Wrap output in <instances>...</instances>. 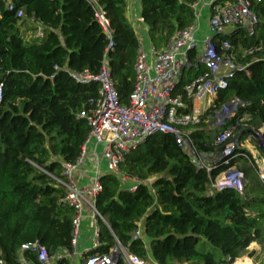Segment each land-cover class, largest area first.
Segmentation results:
<instances>
[{"label": "trees", "instance_id": "1", "mask_svg": "<svg viewBox=\"0 0 264 264\" xmlns=\"http://www.w3.org/2000/svg\"><path fill=\"white\" fill-rule=\"evenodd\" d=\"M94 1L113 32L108 67L119 103L126 106L139 40L127 21L125 0ZM197 1L140 0L141 19L155 50L195 23ZM254 13L253 36L238 27L216 39L228 41L236 62L247 70L228 81L197 124L184 128L202 155L219 152L215 141L224 129L211 131L209 126L231 100L242 105L230 125L244 115L248 126L264 125V0ZM26 22L41 25V40L21 35ZM107 44L91 0H0V264H40L35 252H21L34 243L46 249L52 264H73L74 211L64 205L59 182L64 180L62 166L80 157L88 134L86 116L99 98V85L77 83L70 74L96 76ZM192 70L196 74L180 82L176 94L184 96L187 84L206 72L202 66ZM260 155L264 158V152ZM245 163L243 158L232 163L248 178L243 195L216 193L211 181L222 169L211 174L197 169L172 135L146 138L124 158L117 174L100 177L95 207L102 220H97V245L84 258L108 254L118 243L148 264H233L253 242L261 248L260 257L264 185ZM123 179L135 180V189H123ZM141 222V238L134 239Z\"/></svg>", "mask_w": 264, "mask_h": 264}, {"label": "built area", "instance_id": "2", "mask_svg": "<svg viewBox=\"0 0 264 264\" xmlns=\"http://www.w3.org/2000/svg\"><path fill=\"white\" fill-rule=\"evenodd\" d=\"M260 1L212 0L209 2L208 35L203 40L196 38L194 23L174 33L162 50H155L149 38L139 42L134 65V86L128 104L123 106L119 103L107 61L108 54L113 50V32L102 8L91 0L95 21L108 44L96 76H91L87 72L70 74L77 83L94 81L99 85V98L95 102L94 109L86 116L88 134L80 157L74 164L62 166L64 180L59 182L65 190L64 205L74 211L73 252L77 245V234L84 208L90 211L95 239L98 236L97 220H102L94 208L96 197L102 191L99 168L90 187H77L74 181V174L84 164L87 148L90 145L92 149L99 151L97 163H105L106 173L117 174L124 158L146 138L159 134L172 135L177 146L187 154L191 164L197 169L205 170L208 174L214 169H222L211 181L214 192H233L239 196L243 195L247 186L246 176L236 164H232L238 158L246 160L259 183L264 185V160H256L254 156L244 154L246 144L264 152V125L257 129L248 126L246 124L248 118L245 115L235 124L230 125L236 118L239 106L242 105L239 100L234 99L224 105L209 126V130L224 129L215 141V145L220 146L218 153L204 155L198 153L190 135L184 130L189 124L199 122V117L212 107L217 93L227 88L230 79L239 72H246L247 65L236 62L233 46L226 40L216 39L230 34L238 27L243 28L249 37L253 36L258 22L254 6ZM198 2L199 0L193 6L195 15ZM12 9V5L8 4L7 10ZM17 16L22 17V12H18ZM37 38H43L40 31ZM198 66H202L206 72L187 84L184 88V96L176 94L182 73ZM1 99L0 85V101ZM187 101L191 103L190 106L187 105ZM196 104L204 107L201 115L193 114ZM189 108L190 114H186ZM132 181L135 184L129 189L130 191H133L136 185V181ZM139 238H141L140 228L134 233V239ZM96 245L97 241L91 251ZM28 250L36 253L40 264H49L44 247L38 243L28 244L22 247L21 252ZM120 259L125 264H148L130 254L118 243L108 254H93L85 257L82 264H115ZM250 259L252 260V258L244 260L240 258L233 264L246 261L254 264Z\"/></svg>", "mask_w": 264, "mask_h": 264}, {"label": "crops", "instance_id": "3", "mask_svg": "<svg viewBox=\"0 0 264 264\" xmlns=\"http://www.w3.org/2000/svg\"><path fill=\"white\" fill-rule=\"evenodd\" d=\"M211 1L212 0H199L198 2V6L196 10V20H195L196 31H197L196 38L198 40H203V38L208 35L207 19L209 16V9L207 8V5ZM125 3H126L125 15L127 21L133 28L139 42L146 41L148 38V28L141 19L140 0H125ZM30 23L32 24V27L35 29L34 31L36 32L40 31L43 35L42 27L40 24L33 22ZM34 40H41V39L34 38ZM195 74H196L195 70H185L179 79V83L182 81H188ZM202 107L203 106H199V104H196V107L193 110V114L201 115L202 112H204L203 109L204 107L203 108ZM212 130H217V128H214ZM244 148L246 153L254 156L256 160H260V159L264 160V158L261 157L260 155V153L263 152L262 150L254 149L252 146L248 144H246ZM98 153L99 151H97L96 149L95 150L92 149V145L88 146L84 164L74 174V181L77 187H90L94 181L97 168H99V172L101 176L107 174L105 163L104 162L97 163ZM245 166L247 169H250L247 162L245 163ZM252 174L254 175L253 172ZM246 179L248 185V178L246 177ZM122 183L124 184L123 189H127V190L132 188L135 184L132 180H127V179L122 180ZM138 227L140 228V230H142L143 223L141 222ZM95 244H96V239L94 238L93 224H92L90 211L88 208H84V210L82 211L80 227L77 234V245L75 247V251L70 257L71 262L73 264H78L80 262L82 263L84 260V255L87 252H90L92 248L95 246ZM247 249H249L251 252H255L256 253L255 256H257L261 250L260 246L255 242L250 243ZM252 259L254 260V257H252Z\"/></svg>", "mask_w": 264, "mask_h": 264}, {"label": "rangeland", "instance_id": "4", "mask_svg": "<svg viewBox=\"0 0 264 264\" xmlns=\"http://www.w3.org/2000/svg\"><path fill=\"white\" fill-rule=\"evenodd\" d=\"M35 29L32 27V24L30 22H26L25 24H23L21 27H20V33L21 35L25 38V39H28V40H34V38H37V35H38V32L34 31ZM102 168H103V165H102ZM124 185V184H123ZM249 247V246H248ZM247 247V248H248ZM245 250V255L241 257V260H244V259H249V255L251 253V251L249 249ZM254 257V261L253 259L251 260L254 264H264V253L259 257V256H253ZM53 263V260L50 259L49 260V264H52Z\"/></svg>", "mask_w": 264, "mask_h": 264}, {"label": "water", "instance_id": "5", "mask_svg": "<svg viewBox=\"0 0 264 264\" xmlns=\"http://www.w3.org/2000/svg\"><path fill=\"white\" fill-rule=\"evenodd\" d=\"M94 208L96 209V207L94 206ZM105 223V222H104Z\"/></svg>", "mask_w": 264, "mask_h": 264}]
</instances>
